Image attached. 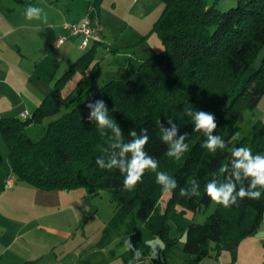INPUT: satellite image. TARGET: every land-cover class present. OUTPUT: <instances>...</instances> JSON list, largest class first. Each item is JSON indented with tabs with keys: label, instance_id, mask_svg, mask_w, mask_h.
Returning a JSON list of instances; mask_svg holds the SVG:
<instances>
[{
	"label": "trees",
	"instance_id": "obj_1",
	"mask_svg": "<svg viewBox=\"0 0 264 264\" xmlns=\"http://www.w3.org/2000/svg\"><path fill=\"white\" fill-rule=\"evenodd\" d=\"M163 1L155 21L163 47L140 62L135 79H111L86 99H82L86 90L72 97L63 96L64 80L74 68L91 61L92 47L55 81L30 116H0V134L16 180L45 190L107 188L116 200L117 218L130 211L132 228L140 224L150 227L169 248L175 240L168 237V212L175 205L181 210L196 211L211 201L204 191L208 182L227 183L234 159L229 149L241 147L240 142L233 144L241 108L253 107L264 95V54L254 67L258 53L264 49V0H236L226 10L217 8L219 0ZM98 100L104 101L109 117L121 127L125 143L132 140L130 131L135 130L139 136L147 129L150 139L145 151L158 161L157 171L177 183L162 205V186L156 182L155 172L146 171L142 180L128 190L123 187L124 175L119 169H100L96 165L98 157L107 161L102 150L109 147L112 136L110 130L101 135L90 119L92 109L87 105H95ZM185 108L206 111L215 117L217 129L213 135L225 140V149L209 152L201 147L206 137L193 130L192 118ZM45 119L43 133L34 139L26 127ZM169 119L177 124L178 136L189 134L185 141L188 150L180 160L166 155L168 146L161 140V125L170 128ZM253 128L258 142L252 153L264 155V122L254 124ZM169 161L174 162L172 172L170 168L162 170ZM221 165H228L227 173L219 171ZM193 179L199 194L181 196L180 190H190ZM241 186L247 190L249 182H237V191ZM262 219L264 191L259 200L238 198L230 207L217 205L202 223L190 221L185 225L182 251L204 256L210 249L216 254L227 250L234 258L239 241L253 234ZM137 249L142 253L139 259L134 256ZM148 256L145 243L123 253L125 263ZM155 261L169 264L166 259Z\"/></svg>",
	"mask_w": 264,
	"mask_h": 264
},
{
	"label": "crops",
	"instance_id": "obj_2",
	"mask_svg": "<svg viewBox=\"0 0 264 264\" xmlns=\"http://www.w3.org/2000/svg\"><path fill=\"white\" fill-rule=\"evenodd\" d=\"M35 1L49 10L41 8L40 19L28 20L25 9ZM61 3L62 0L55 4L48 0H0V116L22 118L23 112L30 116L78 58L82 37L61 28L62 20L70 17L62 12ZM82 18L83 15L71 21ZM60 36L66 37L56 44ZM73 76H67L64 83ZM46 121L30 124L27 133L34 130L35 136H40ZM3 143L0 134V146ZM4 145L5 155L0 149V264H104L106 257H98L99 250L93 251L92 244L86 246L85 252L76 253L77 246H85L88 239L84 229L80 236L76 233L78 223L72 210L76 189L45 190L20 180L11 188L5 187L4 181L12 172ZM262 223L239 241L234 258L229 251L216 254L213 250L206 256L184 253L182 264H218L219 259L264 264V234L259 232ZM143 263L157 264L151 255L131 262Z\"/></svg>",
	"mask_w": 264,
	"mask_h": 264
},
{
	"label": "rangeland",
	"instance_id": "obj_3",
	"mask_svg": "<svg viewBox=\"0 0 264 264\" xmlns=\"http://www.w3.org/2000/svg\"><path fill=\"white\" fill-rule=\"evenodd\" d=\"M206 1L211 3L213 0ZM48 2L55 4L57 0H48ZM235 2L236 0H219L216 6L220 10H226ZM163 4V0H62L61 10L70 17L63 19L61 24L64 21L72 22L71 20L83 15L80 21H76L81 22L89 6H94L99 14L102 29L99 41H91L86 47L78 49L77 57L93 47L91 61L83 63L81 68L76 67L69 73L68 77L73 76L74 73L75 75L69 82L63 83L62 95L72 97L86 90L82 98L86 99L92 96L103 83L111 79H135L140 62L156 54L163 47L155 28V21ZM33 6L46 8L42 7L38 1H35ZM46 10L49 9L46 8ZM262 54L264 49L258 53L254 67L259 65ZM70 104L73 105V102ZM261 122H264V95L253 107L241 108L236 120L238 135L233 139V144L240 142L241 147L253 150L258 142L253 126ZM28 134L34 139L39 137L35 136L34 130H29ZM4 143L0 149L5 155ZM173 167H175L174 162L169 161L162 170L167 171L170 168L172 172ZM74 189H76V204L72 210L76 214L78 223L76 233L80 236L84 229L88 236L86 245L82 247L78 245L76 253L85 252L86 246L92 244L93 251L99 250L96 254L98 257L100 255L106 257L104 264H125L123 253L127 250L125 241L128 238L133 246L147 244L149 256H153L154 259H167L176 264H182L186 256L181 248L185 225L190 221L202 223L218 205L210 201L208 205H201L196 211L181 210L179 205H175L166 218L168 237L174 239L175 243L166 248L164 240L150 227L143 224L135 228L131 227L133 217L130 211L123 217L115 216L117 204L111 190L95 186ZM168 195L169 193L161 192L159 200L161 205L165 203ZM261 222H264V219ZM259 232L264 234V223ZM157 239L163 242V248L156 244ZM211 251L213 249H210L208 254H211ZM88 260L91 259L88 257Z\"/></svg>",
	"mask_w": 264,
	"mask_h": 264
},
{
	"label": "clouds",
	"instance_id": "obj_4",
	"mask_svg": "<svg viewBox=\"0 0 264 264\" xmlns=\"http://www.w3.org/2000/svg\"><path fill=\"white\" fill-rule=\"evenodd\" d=\"M41 12V8L30 5L25 9L24 15L28 20L40 19ZM87 106L92 109L90 119L95 121L101 135H106V130H110L112 133V136L109 137V147L102 150L103 154L108 156L107 161L99 157L96 159V165L100 169H119L124 175L123 187L128 190L133 189L142 180L146 171L156 173V182L162 186L164 193H171L176 189V181L166 173L157 171L158 161L145 151V146L150 139L147 129H143L139 136L135 130L130 131L129 135L132 140L125 143L122 129L109 117V111L104 101L98 100L95 105L88 104ZM185 113L192 118L193 130L203 132L206 137L201 145L202 148L207 149L209 152L225 149V140L220 135H213V132L217 129V123L211 113L202 110L192 112L188 108H185ZM168 124L171 125L170 128L161 125V140L168 146L166 155L180 160L188 150L189 145L185 141L188 139L189 134L184 133L178 136L177 124L171 119L168 120ZM233 138H235V135ZM229 151L234 159L232 161V173L227 177V183H217L216 180H211L204 187L205 193L212 202L225 208L236 204L238 198L259 200L261 192L264 191V155H253L252 150L248 147L232 148ZM219 171L224 174L227 173L228 165H221ZM244 180L249 182V188L246 190L241 186L237 191V182L242 184ZM191 185L190 190L182 188L180 195H198V184L195 179L191 181ZM252 189L259 190L253 191ZM182 242L186 241L182 240ZM156 244L160 248L164 247L163 242L159 239H157ZM125 246L127 250H133L129 238L125 241ZM141 255L140 249L134 251L135 258L139 259ZM129 264H131V261H129Z\"/></svg>",
	"mask_w": 264,
	"mask_h": 264
},
{
	"label": "built area",
	"instance_id": "obj_5",
	"mask_svg": "<svg viewBox=\"0 0 264 264\" xmlns=\"http://www.w3.org/2000/svg\"><path fill=\"white\" fill-rule=\"evenodd\" d=\"M61 28L66 30L68 34L71 35H80L82 37L81 47H86L91 41H99L101 26L100 19L97 10L94 6H89L88 12L84 19L81 22H68L64 21L61 24ZM66 36H60L56 40V44L62 42ZM28 116L27 112L22 113V117L25 118ZM16 178L13 174L6 177L4 181V186L11 188L14 186ZM226 250H221L220 253H224ZM218 264H237L235 259H232L228 262L218 261Z\"/></svg>",
	"mask_w": 264,
	"mask_h": 264
}]
</instances>
